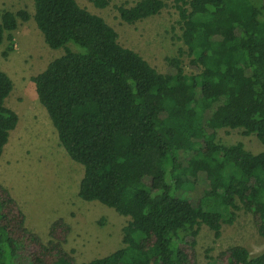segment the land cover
<instances>
[{
    "label": "trees",
    "instance_id": "obj_1",
    "mask_svg": "<svg viewBox=\"0 0 264 264\" xmlns=\"http://www.w3.org/2000/svg\"><path fill=\"white\" fill-rule=\"evenodd\" d=\"M169 0H139L118 12L127 25L159 15ZM181 40L201 72L162 74L123 47L116 30L77 0H33L34 15L4 12L0 46L14 51L19 19H34L46 44L65 55L33 78L61 146L84 167L79 196L129 218L123 247L82 264H199L201 226L220 238L238 204L252 213L264 237V152L217 141L221 129H244L264 144V0H175ZM104 9L109 0H94ZM71 46L76 50H72ZM11 78L0 69V158L19 123L6 106ZM209 131H212L211 133ZM190 153L187 165L181 154ZM209 188L195 206L180 191L195 190L200 175ZM0 184V264H79L65 249L71 232L63 220L51 241L26 225V215ZM29 253L28 260L21 257ZM222 264H264L232 247Z\"/></svg>",
    "mask_w": 264,
    "mask_h": 264
},
{
    "label": "rangeland",
    "instance_id": "obj_2",
    "mask_svg": "<svg viewBox=\"0 0 264 264\" xmlns=\"http://www.w3.org/2000/svg\"><path fill=\"white\" fill-rule=\"evenodd\" d=\"M77 1L105 19L118 33L120 44L141 55L157 72H176L167 61L173 58L182 62L186 75L201 72L192 64L181 40L175 0L167 1V7L159 15L134 25L121 20L118 8L133 6L139 0H109L104 9L96 7L94 0ZM6 11H27L34 15L33 0H0V17ZM14 36V51L8 57L4 56L8 43L0 46V69L13 81L14 89L6 106L17 113L19 123L0 158V184L23 210L28 229L39 235L44 244L51 241L52 224L63 220L71 228L65 249L79 264L106 257L123 247L122 231L130 219L99 202L80 198L84 167L74 162L61 146L33 82L49 63L64 56L65 50L51 49L34 19L28 22L19 19ZM71 49L76 50L72 46ZM216 136L225 146L242 143L251 154L264 152V144L255 134L246 135L244 129H221ZM191 157L190 153H182V163L187 165ZM208 188L206 176L201 174L195 190L180 191L178 196L188 198L196 206ZM238 207L233 222L221 227L220 238L205 225L201 226L196 246L199 264H222L220 254L236 246L247 249L252 256L264 253V237L257 232L252 213L240 204ZM28 255L25 253L21 260H28Z\"/></svg>",
    "mask_w": 264,
    "mask_h": 264
}]
</instances>
